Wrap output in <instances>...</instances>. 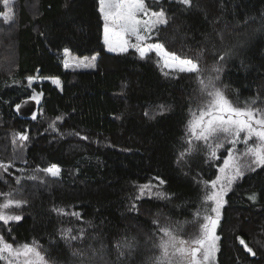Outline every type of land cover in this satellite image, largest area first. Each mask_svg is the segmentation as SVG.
<instances>
[{
	"label": "trees",
	"instance_id": "trees-1",
	"mask_svg": "<svg viewBox=\"0 0 264 264\" xmlns=\"http://www.w3.org/2000/svg\"><path fill=\"white\" fill-rule=\"evenodd\" d=\"M159 6L170 20L149 42H162L169 51L194 59L203 49L202 67L222 65L220 83L229 85V99L264 98V0H193L187 10L174 0H161ZM10 7L13 22L0 20V161L8 163L14 154L17 158L8 172L0 169L7 181H0V192L20 189L23 195L15 198L28 203L13 209L21 221L0 222V234L17 243L38 241L55 264H94L98 257L107 264H146L133 252L118 258L113 245L133 240L135 225L153 235L154 220L181 222L184 236L193 234V213L203 194L200 181L213 179L222 164L207 160L203 147L179 158L187 147L189 108L201 98L195 74L165 76L167 69L158 66L154 52L143 60L134 49L108 52L98 0H15ZM6 10L0 0V12ZM65 48L78 58L98 54L96 66L65 68ZM229 50L234 54L219 61ZM28 76L56 77L61 85L45 79L29 87ZM33 91L43 93L35 119L16 107ZM159 105L169 110L161 113ZM25 132L28 140L16 137L14 144L13 134ZM221 153L226 155L223 149ZM50 164L60 166V178L41 172L36 181L27 179L38 166ZM147 183L169 199L145 195L136 200L139 186ZM253 193L256 201L249 199ZM225 200L216 264H264V168L247 173ZM133 203L138 211L130 210ZM57 208L68 214H58ZM66 228L73 235L85 229L84 239L68 247L60 235ZM74 249L84 255H73Z\"/></svg>",
	"mask_w": 264,
	"mask_h": 264
},
{
	"label": "snow or ice",
	"instance_id": "snow-or-ice-1",
	"mask_svg": "<svg viewBox=\"0 0 264 264\" xmlns=\"http://www.w3.org/2000/svg\"><path fill=\"white\" fill-rule=\"evenodd\" d=\"M174 2L183 6V10L193 7V0H174ZM3 3L7 10L0 12V20L5 24H11L15 13L10 5L15 3V0H3ZM160 4L161 0H98V11L103 20V44L108 52L113 53H127L129 49H134L142 60L147 59L154 52L158 57V66L162 65V70L167 69L163 72L165 76L172 73L195 74L201 98L195 108H189V119L185 124L184 135L187 147L180 152L179 158L183 159L199 151L202 142L206 159L222 160V164L218 167L215 179L200 181L203 194L201 207L193 213L192 222L197 224V230L193 234L185 237L183 223L178 221H166L164 224H161L159 220L153 221L156 226L153 232L155 239L152 240L153 255L147 258L146 264H216L221 240L217 229L220 226L221 210L227 203L225 196L247 173L264 168V98L255 95L243 101L239 98L235 101L229 99L226 95L229 85L220 83L222 65L213 63L211 68L202 67L200 59L203 57V49L194 59L169 51L162 42H149L154 35L158 36L160 27L166 26L170 20L167 9L159 6ZM155 6H159L158 9ZM244 23L247 24L248 21ZM218 35L223 39L222 34ZM233 54L232 50L226 51L219 56V61H224L226 57L230 58ZM97 55L82 59L72 58L70 50L65 48L64 67L94 68ZM206 72L215 73V75H205ZM26 79L28 86L31 87L37 77L28 76ZM51 82L57 87L61 85V81L57 78H51ZM42 95L43 93L33 91L30 99L39 104ZM16 107L19 110L21 105L17 104ZM158 107L161 113L169 110L164 105ZM145 115L147 116L148 113L146 112ZM35 118L33 115V119ZM56 119L61 120L62 117L57 116ZM49 128L55 131V123L49 124ZM16 137L20 141L28 140L26 132L14 133V144ZM221 149L226 152V155L221 153ZM16 158L14 154L8 163L0 161V169L8 172V169L14 166ZM19 158L21 162L27 163L22 156ZM61 171L57 164H50L45 168L38 166L33 170L34 174L27 179L36 181L38 179L36 174L41 172L45 176L58 179ZM156 179L159 180V184L164 183L158 177ZM0 181L7 183L3 174H0ZM39 182L46 183L43 178H40ZM15 183L20 185L21 178L17 177ZM153 187L155 186L151 183L140 185L135 199L139 200L145 195H154L161 200L169 199V195L164 191L153 192ZM17 195L22 196V190L12 189L0 192V222L5 225L23 219V216L16 214L13 209L21 208L28 201L15 198ZM249 199L256 201V194L253 193ZM54 210L61 215L68 214L61 208ZM130 210L138 211L137 205L133 203ZM71 215L80 218L78 212H72ZM72 232L71 228L60 230L61 239L70 248L73 241L84 239L85 229H79V235H73ZM238 239L248 253L256 255L244 239L239 237ZM113 246L117 250L118 258H123L126 254L130 255L135 251L136 242L134 238L131 241L125 239L116 241ZM103 247L102 244L101 249ZM95 251L94 249L93 252ZM73 255L83 256L84 253L74 249ZM0 264H55V261L48 259L47 250L43 249L36 240L17 243L14 237L9 241L0 234Z\"/></svg>",
	"mask_w": 264,
	"mask_h": 264
},
{
	"label": "rangeland",
	"instance_id": "rangeland-1",
	"mask_svg": "<svg viewBox=\"0 0 264 264\" xmlns=\"http://www.w3.org/2000/svg\"><path fill=\"white\" fill-rule=\"evenodd\" d=\"M102 38H103V32H102ZM133 42H134V40H133ZM63 55H64V51H63ZM71 57L72 58H78V57H76V56H74L72 54H71ZM79 58L82 59L83 57H79ZM64 59H65V57H64ZM73 67H75V66H73ZM75 68H85V67H75ZM34 77H37V76H34ZM46 78L51 82V78H56V77H37V80H45ZM37 105L38 104L35 102V106H37ZM35 109H36V107H35ZM35 109H34L33 115H35V112L37 110V109L36 110ZM200 147H203L202 142L200 143ZM217 174H218V172H217ZM213 179H215V177ZM132 235H133V238L135 239V242H136L135 249L138 251V252L136 250L133 251V255L139 256V260L141 258L147 260V258L149 256L153 255L152 240H154L155 237L153 235H151L150 233H147L142 228H140V227H138L136 225L133 227ZM141 253H143V255H141ZM94 264H107V261L104 260L103 257H98L95 260Z\"/></svg>",
	"mask_w": 264,
	"mask_h": 264
},
{
	"label": "water",
	"instance_id": "water-1",
	"mask_svg": "<svg viewBox=\"0 0 264 264\" xmlns=\"http://www.w3.org/2000/svg\"><path fill=\"white\" fill-rule=\"evenodd\" d=\"M19 105H21V107L18 110V112L21 115H30L31 113H33V111L36 107L34 100H31L30 98H26V99L22 100L19 103Z\"/></svg>",
	"mask_w": 264,
	"mask_h": 264
}]
</instances>
